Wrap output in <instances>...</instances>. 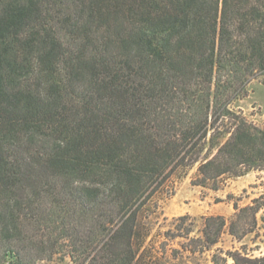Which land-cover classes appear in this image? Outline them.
Masks as SVG:
<instances>
[{
	"label": "trees",
	"instance_id": "1",
	"mask_svg": "<svg viewBox=\"0 0 264 264\" xmlns=\"http://www.w3.org/2000/svg\"><path fill=\"white\" fill-rule=\"evenodd\" d=\"M257 76L264 0H0V264H160L140 216L164 178L264 170V125L231 106Z\"/></svg>",
	"mask_w": 264,
	"mask_h": 264
},
{
	"label": "rangeland",
	"instance_id": "2",
	"mask_svg": "<svg viewBox=\"0 0 264 264\" xmlns=\"http://www.w3.org/2000/svg\"><path fill=\"white\" fill-rule=\"evenodd\" d=\"M232 108L256 125H264V76H257L245 85L244 93L233 100ZM197 164L178 168L164 178L161 185L153 193L150 200L144 206L141 213V221L148 228L149 235L145 245L151 248L152 253L160 256V264H213L212 254L220 256L221 264H234L233 260L226 255L229 251H238L247 258H256L264 255V170H250L259 172L247 181L244 177L223 175L216 180L219 191H213L209 181L206 187L192 184L197 176ZM245 175V174H244ZM178 191V198L171 200ZM227 195L233 196L239 206L251 204L258 198L256 203L260 205L256 213V222L246 224V219L237 218L232 201ZM206 199L209 205H215L213 216L224 214L226 220L217 242L204 247L198 242L188 238L201 237L203 235L205 218L210 215H179L170 216L165 214V209L170 206H184L183 203L195 202L197 199ZM230 203V207L226 204ZM185 216V217H181ZM248 221V220H247ZM238 236L229 233L230 223ZM250 231L242 233V229ZM189 232L188 237L185 233ZM173 234H182L174 237ZM183 247V248H182ZM194 250V251H191ZM155 261L154 257L151 259ZM36 264H73L69 257L54 255L51 259L37 261ZM153 264V263H152ZM251 264V263H245Z\"/></svg>",
	"mask_w": 264,
	"mask_h": 264
},
{
	"label": "crops",
	"instance_id": "3",
	"mask_svg": "<svg viewBox=\"0 0 264 264\" xmlns=\"http://www.w3.org/2000/svg\"><path fill=\"white\" fill-rule=\"evenodd\" d=\"M259 172H248L245 175H242L241 177H244L247 181H249V179L252 177L251 175H255ZM219 191V190H218ZM180 191H178L175 195H173V197L171 198V200L178 198V193ZM184 206H170L167 209H165V214H168L170 216H179V215H184V214H188V215H197V214H201V215H213L212 213L214 211V207L215 205H209L208 203H206V199H202L199 198L197 199L195 202L191 201L189 203H183ZM227 207H230V203L226 204ZM218 215H224V214H218Z\"/></svg>",
	"mask_w": 264,
	"mask_h": 264
}]
</instances>
